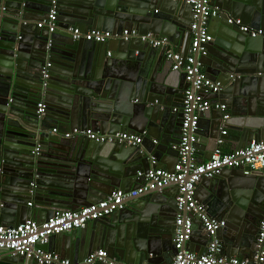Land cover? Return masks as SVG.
I'll list each match as a JSON object with an SVG mask.
<instances>
[{"label":"water","instance_id":"water-1","mask_svg":"<svg viewBox=\"0 0 264 264\" xmlns=\"http://www.w3.org/2000/svg\"><path fill=\"white\" fill-rule=\"evenodd\" d=\"M212 5L219 7L217 19L223 18L225 24L208 45L207 56L198 60L206 77L221 84L217 95L231 110L235 121L229 123L241 148L264 139V0H212ZM3 6L0 226L12 228L31 220L29 203L39 211L43 223L57 212L99 203L116 190H134L132 182L138 173L150 169L142 145L63 140L61 133L53 130L92 127L102 134L148 132L145 139L171 136L176 122L182 120L180 112L171 116V110L183 102L184 74L171 73L165 50L138 39H117L116 55L110 53L107 59L111 41H74L68 30L122 34L135 29L140 35L171 38L175 46L184 48L181 54L186 56L192 42L188 28L191 6L171 0H57L54 33L37 27L48 17L50 0H3ZM157 7L160 13L155 11ZM224 13L241 18L253 30H262L261 36L252 38L229 25ZM47 63L51 64L49 78L43 81L41 71ZM41 101L46 112L38 116ZM215 125L218 127L217 121ZM201 184L229 189L228 197L221 198L220 212L228 225L217 236L230 231V247L226 248L230 257L253 262L258 253V225L264 216V175L246 176L241 170L225 168ZM172 188L178 192L177 186L171 185L126 202L133 206L132 201L141 204L149 197L147 204L134 205L145 219L141 228L116 226L129 220L126 209L92 221L83 230L52 236L50 243L40 248L50 252L53 240L66 238L75 243L64 255L72 260L106 249L112 259L123 264H163L176 252V205L167 192ZM0 264L37 263L4 255Z\"/></svg>","mask_w":264,"mask_h":264},{"label":"built area","instance_id":"built-area-1","mask_svg":"<svg viewBox=\"0 0 264 264\" xmlns=\"http://www.w3.org/2000/svg\"><path fill=\"white\" fill-rule=\"evenodd\" d=\"M171 1L191 6L192 42L186 56L172 50L168 39L158 38L152 34L140 35L135 29L124 30L122 34L101 30L82 32L78 28H69L68 32L74 41L96 44H104L115 39L125 42L138 39L141 43L153 48L165 50V58L171 64L172 70L184 74L188 88L181 106L173 109L174 113L182 114L180 139L173 147L178 155L174 170L168 171L159 168L157 159L151 157V168L147 172L138 173L137 178L141 181V185L134 190L128 192L117 190L99 203H93L74 211L57 212L43 223L27 221L12 228L0 226V258L10 255L11 257L34 260L37 264H123L112 259L104 250L92 252L83 260L75 262L48 252L40 246L47 245L52 236L73 230H83L92 221L109 217L124 210L126 202L130 199L176 185L178 188L175 199L177 216L174 247L176 252L171 264H264V216L258 226V253L254 261L227 258L222 255L223 247L217 238L218 232L225 228L226 222L211 218L207 213V208L195 199L196 186L203 179H212L220 175L225 168L241 170L246 176L263 170L264 140H253L246 147L239 148L229 154L218 149L207 162H197L195 152L196 146L200 142L198 137L200 117L205 112L214 110L225 114V121L230 118L226 105L211 103L206 99L205 94L217 95L221 91V84L206 77L202 69V62L198 60L199 57L207 56L208 45L213 42V37L209 32V23L211 20L219 18L221 13L217 7L212 5V0ZM4 12L5 7L0 3V20ZM57 14V0H50L48 17L40 21L37 27L54 33L57 29ZM227 23L239 28L241 32L249 34L252 38L262 34L261 30L251 29L244 25L240 19L228 18ZM50 67V63L43 67L41 71L43 81L49 78ZM45 112L44 103H39L37 115L43 116ZM57 131V129L53 130L54 133ZM226 134V131L222 132V135ZM146 136V132L142 134L127 132L102 134L91 129H73L62 134V137L67 140L85 138L98 143H118L131 147L141 146ZM218 144L222 145L223 140L219 139ZM29 206L31 207L32 203H29ZM195 220L200 222L210 239L206 252L201 255L188 252L185 249V243L192 236Z\"/></svg>","mask_w":264,"mask_h":264},{"label":"crops","instance_id":"crops-1","mask_svg":"<svg viewBox=\"0 0 264 264\" xmlns=\"http://www.w3.org/2000/svg\"><path fill=\"white\" fill-rule=\"evenodd\" d=\"M0 3L3 4V0H0ZM216 7L219 9L218 6H216ZM155 11H158V13H160V8L157 7L155 9ZM224 15H226L229 18H234L233 16L228 15L227 13H224ZM235 19H240L243 22V20L239 17H237ZM191 22H192V15H191V12L188 11V24L191 25ZM223 23L225 24V21L223 18L213 19V21L211 22V26L209 23V31H210V34L212 37H214L215 33L218 30H220L224 27ZM243 24H244V22H243ZM188 28L190 30V26ZM107 31H109V30H107ZM112 33H114V32H112ZM149 34H152V33H149ZM189 34L191 36V32ZM152 35H154V34H152ZM158 38L168 39V41L170 43V48L172 50L179 52V53H182L184 51V48L182 46H180V44L178 46H175L171 38L166 37V36H162V37H158ZM115 41H116V39L111 40L110 45H108L109 49L107 52V59H109L110 53L116 55V52H114V50H116L117 43ZM135 41H137V40L135 39ZM213 41H214V38H213ZM137 44H141V43L139 42ZM187 53H188V50H187ZM164 54H165V52H164ZM169 70L171 71L172 74H176V72L172 70L170 63H169ZM216 82H218V81H216ZM261 82H262V84H264V81H261ZM181 83L183 86L186 87V90H187L188 86L185 82L184 77L181 79ZM205 97L211 103H221V104L226 105L227 106V114L230 116V118L227 121H225L224 120L225 114L222 113L223 116L221 118V115L218 111H212V113L208 114L206 117H205V115H202L200 117L199 132H198V137L200 139V142L196 146V152H195V158H196L198 163L207 162L211 158V155L218 149H221L222 152L229 154V153H232L233 151L240 148V147H238V143L234 138L236 135V132L232 129L234 126H233V124L229 123V121L232 119V113H231V110L228 109V104H226V102L221 98L220 95L205 94ZM40 103H43V102L41 101ZM134 103H136V102H134ZM171 116H176V113L173 112V109L171 110ZM236 120H238V119H236ZM215 121L218 122V127H216ZM231 121L234 123L235 120H231ZM176 125L177 126H175V134H172L171 136L170 135L169 136L163 135V136H157V137H153V138L148 136L149 138L145 139V141L143 142L141 148H142L143 152H145L149 156V168H151V162H150L151 157H155L157 159V164H158L159 168H162V169H165L168 171L174 170L175 165L177 164V161H178V155L173 150V147H174V145H176L179 142V139H180L181 121L176 122ZM54 129H58V131L61 133V136L63 133L70 132L73 129H91L93 131H98L92 127H89V128L74 127L72 129H68V130L56 127ZM223 131H226L227 134L222 135ZM98 132H100V131H98ZM146 133H148V132H146ZM219 139L223 140L222 145L218 144ZM63 140H65V139H63ZM76 140H78V139L76 138ZM260 140H264V139H260ZM246 146H244V147H246ZM241 148H243V147H241ZM255 175L263 177L264 169L256 172ZM223 180H225V179H223ZM140 185H141V181H139L137 178H136L135 182H132V186L135 187L134 189L138 188ZM167 192L171 195V198L173 200L172 202L175 203V199L177 196L176 190L174 188H172V189L167 190ZM228 195H229V189L228 188H225V189L219 188V187L211 188L208 186H203L201 184V182L196 186L195 199L207 208V213L211 218H215L218 220L225 221L226 226L228 225V222L225 218L220 217V215H221L220 212H221V209L223 207L222 203H221V198L226 199L228 197ZM148 198L149 197L142 199L141 204H138V201L136 200V201L131 202V205H133V206H126V208L123 210V212L126 209H128L129 220H127V221L123 220L120 223H117L116 226L124 227V226H128V225H131V226L134 225L136 227L140 226V228L142 226H144V223H142L141 220L145 221V219L142 218V216L140 215V211L138 209H136V207H134V205L138 204V206H141V205L143 206L144 204H147L146 200ZM135 206H137V205H135ZM28 207L31 208L33 211V213H32L33 215L31 217V220H29V221L42 223V221L39 220L38 215H37L39 211L35 212V210L33 209L32 206L30 207L28 205ZM175 215H177L176 208H175ZM112 216H115V215H112ZM126 223H128V224L126 225ZM230 236H231L230 231H227V233H225V234H224V232H220L219 235L217 236L218 240L221 242L222 247H223L222 255L224 257H227V258L242 259L241 257H230L231 253L229 250L226 249L227 246L230 247L229 242L227 241ZM209 240L210 239L208 238L207 234L203 230L200 222L195 220L194 225H193L192 236L190 237L189 241L185 244V249L188 252H191V253H194L197 255H201V254L206 252L208 244H209ZM74 246H75V243L72 241H69L66 238L62 239V240H56V241L53 240V242H51V244H50V252L57 254L62 258L69 259V260L75 261V262H77V261L79 262V261L83 260L85 257H83L81 259L72 260V259L64 256L65 253L67 252V250L74 248ZM174 249H175V247H174ZM100 250L107 251L106 249H100ZM97 251H99V250H97ZM174 255H175V252L173 251V253L171 254V257L166 262H164L163 264H171ZM115 260L119 262V260L117 258ZM242 260H246V259H242Z\"/></svg>","mask_w":264,"mask_h":264}]
</instances>
